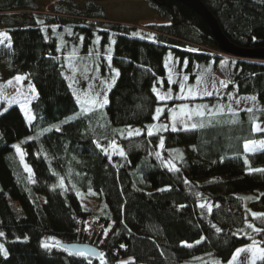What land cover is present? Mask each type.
<instances>
[{"label": "trees", "instance_id": "16d2710c", "mask_svg": "<svg viewBox=\"0 0 264 264\" xmlns=\"http://www.w3.org/2000/svg\"><path fill=\"white\" fill-rule=\"evenodd\" d=\"M200 1L231 45L264 50V0ZM146 2L159 20L148 28L108 21L92 1L77 10L55 3L52 14L39 18L35 0H0L15 72L35 90L30 122L15 104L0 113V244L8 253H0V264H100V257L70 253L55 241L92 244L105 264L121 258L131 264H227L237 248L264 235L248 227L264 229V217L252 216L264 213V172L252 171L264 169V149H244L246 141L264 138L253 131L264 121V108L196 117L195 128L172 131L169 112L181 101L173 99L154 119L164 101L158 89L177 90L174 76L195 79L200 62L226 61L232 73H220L227 85L264 105V59L222 56L190 7L177 0ZM191 43L204 49L192 50ZM171 64L176 72L170 73ZM95 80L105 84L102 107L103 101L88 107L79 98ZM73 85L80 87L78 96ZM127 125L141 134L117 132ZM112 133L123 156L103 150ZM26 136L20 146L31 173L14 146ZM80 194H95L104 204L100 199L94 211ZM89 214L108 228L105 238L101 230L93 238L82 232ZM211 255L216 261L207 259Z\"/></svg>", "mask_w": 264, "mask_h": 264}, {"label": "rangeland", "instance_id": "374dc122", "mask_svg": "<svg viewBox=\"0 0 264 264\" xmlns=\"http://www.w3.org/2000/svg\"><path fill=\"white\" fill-rule=\"evenodd\" d=\"M89 1H92L95 4H98L102 7L106 19L108 21L120 22L125 24H132V25H141L143 28H146L148 26L147 24L157 23L159 21L156 14L153 12V10L150 9L146 0H35L37 10L33 12H35L39 18H42L41 16L44 14H52L55 3L61 4L62 6H70L73 9L77 10L83 8L85 4ZM0 33H6L2 26L1 21H0ZM188 47L192 50L200 49L199 46L192 44L188 45ZM71 63H72L71 64L72 70L76 71L75 70L76 64L74 62ZM16 65L17 63L15 59L14 49L12 45L10 47L8 46V41H5L4 44H0V113L5 109H7L9 106L15 104L20 108L25 118V121L28 123L31 121L28 119V115L32 117L30 111V103L35 97V90L33 92L34 87L25 77V75H20L15 72ZM176 68L172 64L169 65L170 73L174 72ZM214 70H215V75L214 73H208ZM193 72L197 74L195 79H191L190 77L187 76L188 79L184 80L185 76L183 75L174 76V78L171 79V81H177L178 83L177 90H175L172 86L165 88L163 90L158 89L159 95L168 94L171 95L172 98L164 100L162 103H159L157 108L164 109L166 105L169 104L173 99L181 100L180 102L173 105L172 108L170 109L169 114H170L171 128L173 123L175 124L176 129L192 127V125L194 124L193 119L196 117H201V115L197 114V109L203 111L204 112L203 116H206L209 114H215L221 112H235L242 109L247 110L249 108H252L253 110L264 108V105L261 102H259L256 98L255 100L251 99L252 97H254L253 95H238L234 92H231L227 88L225 89V85L223 87V83H225L224 80L225 77L223 78L222 74L229 77V75L232 73V68L230 67V65H228L226 61L221 60L218 63L200 62L196 64ZM17 76H20L23 79L18 82L14 79ZM9 81H11V83H9ZM181 84L185 86L184 92H181L180 90ZM202 87L204 88L201 89ZM189 88L192 89V93L188 92ZM73 89H74L73 92L74 95L78 96V91L80 90V87L73 85ZM205 92H211L212 95L211 96L205 95ZM104 93H105V84L101 83V80H95L93 82H90L86 87L84 86L83 88H81V92H79V98L82 102L89 99H95L97 101L95 105L91 103H84V104L87 105L88 107L99 106L103 101ZM12 98H15V103L9 104V100H11ZM183 105L188 106V110L190 111L191 116H189L188 114H184V115L180 114V108ZM229 107L232 109V111H229ZM173 113L176 114L175 119H173ZM256 124H259L261 128H264V121L258 122ZM102 128L103 125L101 126V129ZM153 128H156L154 130H157L158 126L154 125ZM136 130L140 131V128L137 126H130V125L117 127V132L125 133V134H128L129 132H132L134 134ZM117 137L118 136L115 133H112V135L108 137L109 141L107 143V146L103 148L105 153L108 154L119 153L120 150H123L122 144L117 140ZM28 138L29 137L26 136L22 139L17 140L14 143V146H19L21 149L20 146L21 143L27 140ZM113 141L118 146L116 150H113V148L110 146L111 142ZM248 141H253L257 145H259L260 142L264 141V138L253 139ZM262 149L264 148L258 147L256 151ZM247 152H251V151H247ZM17 155L19 156L23 165L25 166L26 164L24 162V159L21 158L20 154L17 153ZM100 199L101 198H99L95 194H89L86 196L83 194L79 195V200L81 201V203L87 204V206L91 207L94 211H97L98 206H100V202L101 201L103 202V200L101 199L100 201ZM100 226L101 224L99 225V227ZM92 230L93 231H91L89 229V226L86 225L82 227V232L89 234L93 238L97 235V233L100 230L98 229L97 223L96 226L94 225L92 226ZM107 233H108V228H106V230L102 233V237L105 238ZM258 241H259V245L261 247H264V235L261 236L260 240ZM252 243L241 246L237 249L250 248ZM250 255H251L250 252L241 253L236 263L246 262L250 257ZM128 259L129 258H121L119 259L118 264H122L123 261H128ZM207 259L211 261H216V258L213 255H211ZM199 263L200 261L199 262L184 261L181 262L180 264H199Z\"/></svg>", "mask_w": 264, "mask_h": 264}, {"label": "snow or ice", "instance_id": "6c2138e0", "mask_svg": "<svg viewBox=\"0 0 264 264\" xmlns=\"http://www.w3.org/2000/svg\"><path fill=\"white\" fill-rule=\"evenodd\" d=\"M38 23H41L42 24L43 21H38ZM5 41H8V46L10 47L11 46V39H10V37L6 33H0V44H4ZM14 79L19 82L23 78L20 77V76H17ZM187 79H188V77L185 76L184 77V80H187ZM170 82H171V78H170ZM9 83H11V81H9ZM180 90H181V92H184L185 86L183 84L180 85ZM154 91H155V89H154ZM33 92H34V89H33ZM188 92L189 93H192V89L189 88L188 89ZM157 95H158V99L159 100H162V101L172 98L171 95H168V94H166V95H159V93H157ZM205 95L211 96L212 93L211 92H205ZM251 99L255 100V97H252ZM12 103H15V98H12L11 100H9V104H12ZM84 103H91V104L95 105L97 103V101L95 99H89V100L84 101ZM106 103H107V99L105 98L100 106L102 107L103 104H106ZM6 110L7 109H5V111ZM85 110H87V109H85ZM162 111H163V109H161V108H157L156 109L157 114L161 113ZM229 111H232V109L230 107H229ZM247 111L249 113H251L253 111V109L252 108H249V109H247ZM180 114L181 115L188 114L189 116H191V113L188 110V106L187 105H183L180 108ZM197 114L203 116L204 115V112L203 111H200L199 109H197ZM233 114L235 115L236 113H233ZM26 115H27V113H26ZM175 115L176 114L173 113V119H175ZM28 119L31 120L32 117L30 115H28ZM154 119H158V115L156 117H154ZM161 127L164 128L165 130H167V127L168 126L167 125H162ZM192 127L195 128L196 125L193 124ZM176 130L177 129L175 127V124L173 123V125H172V131H176ZM253 131L254 132H264V128H261L259 124H253ZM128 134H129V136H131L133 133L132 132H129ZM140 134H141V132L139 130H136L135 131V135H140ZM152 134H153L152 129L149 128L148 135L151 136ZM163 144H164L163 137H161V139H160V147H163ZM110 146L113 148V150H116L118 148V146L115 144L114 141L111 142V145ZM98 147H100V145H98ZM258 147L259 148H264V141L260 142L259 145H257L253 141H248V142H246L244 144L245 151L254 152V151L257 150ZM15 148H16V152L21 155V158H23V153L21 152L20 147L19 146H15ZM119 155H121V156L124 155L123 150H120L119 151ZM159 155L160 154L157 153V156H159ZM166 164H167V166L171 170H176V171L179 170V169H176L175 168V165L171 161H167ZM25 169L27 171H29V173H31V169H29L27 165H25ZM252 171L264 172V169H252ZM205 206L206 205H204V204H201L200 205V207H202V208L205 207ZM207 207H208V211L211 212V205H207ZM252 216H253V218L264 217V213H252ZM248 227L251 228L254 232H256L258 234L261 233V232H264V229L256 228L255 225H253L251 223L248 224ZM216 230L218 232L220 231L219 228H217ZM2 236H4V233L3 232H0V237H2ZM50 239L54 240V238H50ZM59 243H60L59 241H55V245H59ZM43 246L45 248H49V247H51L53 245H50L48 243H44ZM244 252H250L251 253L250 257L246 261V264H257V261H260V262H262V264H264V247H261L259 245V242H257L254 239H253V243H252V245H251L250 248H240V249H237L235 251V253H233L231 260L228 261V264H236V262L238 260V257H240L241 253H244ZM0 253H3L4 256H7L8 255L7 251L4 249L3 244H0ZM98 255L100 257V264H105V261L103 259L104 253L101 252ZM88 264H91V260L88 261ZM122 264H131V261H123ZM215 264H220V262L219 261H216Z\"/></svg>", "mask_w": 264, "mask_h": 264}, {"label": "water", "instance_id": "95a60500", "mask_svg": "<svg viewBox=\"0 0 264 264\" xmlns=\"http://www.w3.org/2000/svg\"><path fill=\"white\" fill-rule=\"evenodd\" d=\"M196 12L209 27L212 36L215 39L216 45L228 56L237 57H249V58H262L264 59V50L260 51H245L240 50L227 41L223 33L221 32L216 19L212 16L206 6L200 0H177ZM62 248L66 249L70 253H83L91 258H99L100 250L89 243H68L59 244Z\"/></svg>", "mask_w": 264, "mask_h": 264}, {"label": "bare ground", "instance_id": "6f19581e", "mask_svg": "<svg viewBox=\"0 0 264 264\" xmlns=\"http://www.w3.org/2000/svg\"><path fill=\"white\" fill-rule=\"evenodd\" d=\"M192 45H197V46H199L200 47V49L199 50H202V49H204V47H202V46H200V45H198V44H194V43H191ZM216 53H218V54H220V55H222V56H226V57H237V56H231V55H227V54H225L222 50H220V52H216ZM237 58H240V57H237ZM214 72V71H213ZM229 89L231 92H234V90H233V88L230 86V85H226L225 86V89ZM252 140V139H251ZM86 206H87V204H85ZM93 217H94V219H97V217L95 216V215H93ZM84 227V226H83ZM106 228L107 227H101V233H103L105 230H106ZM85 234V233H84Z\"/></svg>", "mask_w": 264, "mask_h": 264}, {"label": "clouds", "instance_id": "9594fccd", "mask_svg": "<svg viewBox=\"0 0 264 264\" xmlns=\"http://www.w3.org/2000/svg\"><path fill=\"white\" fill-rule=\"evenodd\" d=\"M84 220H85V218L83 219L84 225L88 226ZM96 220H97L96 222H94L92 225L89 226V229H90L91 231H93V230H92V226H93V225L96 226V223H97V225H98V229L101 230V227H104L103 225H101V226L99 227V225L101 224V222H99L98 219H96ZM100 230H99V232H100ZM99 232H98V233H99ZM98 233H97V234H98ZM85 234H86V233H85ZM86 235H89V234H86Z\"/></svg>", "mask_w": 264, "mask_h": 264}, {"label": "built area", "instance_id": "2783aa9c", "mask_svg": "<svg viewBox=\"0 0 264 264\" xmlns=\"http://www.w3.org/2000/svg\"><path fill=\"white\" fill-rule=\"evenodd\" d=\"M84 221L86 222V224H87L88 226H90V225H92L94 222H96L97 220L94 219L93 216L89 215V216H87V217L85 218Z\"/></svg>", "mask_w": 264, "mask_h": 264}, {"label": "crops", "instance_id": "0c3cea01", "mask_svg": "<svg viewBox=\"0 0 264 264\" xmlns=\"http://www.w3.org/2000/svg\"><path fill=\"white\" fill-rule=\"evenodd\" d=\"M212 73H214V75H215V71L212 72ZM223 78H224V76H223ZM224 80H225V83H223V87H224V85H225V86L227 85V81H228V80H226V78H224ZM203 88H204V87H202L201 89H203ZM199 91H201V90H199ZM254 124H256V123H254ZM246 142H247V141H246ZM246 142H245V143H246ZM245 143H244V144H245Z\"/></svg>", "mask_w": 264, "mask_h": 264}]
</instances>
